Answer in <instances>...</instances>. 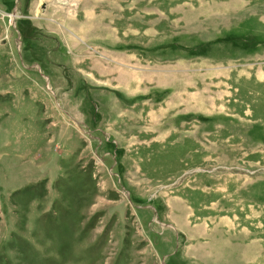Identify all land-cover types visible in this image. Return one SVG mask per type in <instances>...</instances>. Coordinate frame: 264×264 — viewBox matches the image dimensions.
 Masks as SVG:
<instances>
[{"label": "rangeland", "instance_id": "rangeland-1", "mask_svg": "<svg viewBox=\"0 0 264 264\" xmlns=\"http://www.w3.org/2000/svg\"><path fill=\"white\" fill-rule=\"evenodd\" d=\"M0 264H264V0H0Z\"/></svg>", "mask_w": 264, "mask_h": 264}, {"label": "bare ground", "instance_id": "bare-ground-1", "mask_svg": "<svg viewBox=\"0 0 264 264\" xmlns=\"http://www.w3.org/2000/svg\"><path fill=\"white\" fill-rule=\"evenodd\" d=\"M12 19V18H11Z\"/></svg>", "mask_w": 264, "mask_h": 264}]
</instances>
